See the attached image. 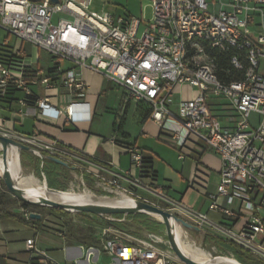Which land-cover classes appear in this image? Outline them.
Wrapping results in <instances>:
<instances>
[{
    "label": "built area",
    "instance_id": "1",
    "mask_svg": "<svg viewBox=\"0 0 264 264\" xmlns=\"http://www.w3.org/2000/svg\"><path fill=\"white\" fill-rule=\"evenodd\" d=\"M150 1L153 18L145 20L100 13L91 9L93 0H0V29L47 51L55 60L100 71L123 86L127 98L149 103L151 118L160 127V140L177 149L180 159L185 160L193 152L216 153L221 159L220 182L216 191L209 193L210 209L232 219L247 209L252 211L249 221L236 231L211 222L201 211L185 209V219L202 229L210 226L245 250L253 262L264 264V217L255 212L257 207H264V0ZM0 45L11 48L8 39ZM230 49L236 50L230 63L243 76L226 81L218 74L219 65L212 52ZM12 50L14 54L8 61L0 59L3 93L13 86L27 98L32 95L31 85L41 84L45 89L54 86L42 69L34 70L28 79L26 74L33 64L26 61L24 52ZM58 73L60 83L71 94L85 88L74 69ZM180 85L196 91L192 97H182L175 111L171 108L172 96ZM212 99L226 101L235 117L234 127L222 124L211 107ZM37 106L58 114L65 112L68 119L74 114V102L63 110L52 106L47 96L38 98ZM253 113L258 114L257 125L252 123ZM2 126L0 133L11 136ZM14 138L73 163L69 158L73 154L56 140L24 134ZM127 151L132 166L140 168L142 152L135 146H128ZM122 178L114 174L100 183L107 193L105 187L111 186L136 198L121 187ZM148 190L172 203L161 192L162 187ZM235 202L236 208L231 207ZM32 212L23 209L27 222H34ZM105 219L119 220L116 215ZM112 222L103 229L100 246H82L81 257L63 262L40 249L36 238L27 239L28 264H96L101 254L120 264H186L172 249L158 245L169 243L163 236L148 233L136 237ZM183 228L198 243L197 232ZM198 244L206 248L202 242ZM228 255L235 257L231 252Z\"/></svg>",
    "mask_w": 264,
    "mask_h": 264
},
{
    "label": "crops",
    "instance_id": "2",
    "mask_svg": "<svg viewBox=\"0 0 264 264\" xmlns=\"http://www.w3.org/2000/svg\"><path fill=\"white\" fill-rule=\"evenodd\" d=\"M24 44L34 48L31 44L17 38L10 41L12 49L21 50L27 55ZM40 61L41 58L37 57L36 63L27 72L28 79H31L34 70L42 69L46 74H49V70L57 66L60 72L74 69L84 80L86 86L82 91L71 94L60 83V75L53 72L51 74L58 77L54 86L45 89L41 84L31 85L32 95L30 97L26 98L25 93L20 89L6 94L0 90V124L3 125L2 127L6 132L14 137L24 134L37 136L45 141L56 140L59 146L73 154L72 157H69L73 161L70 164L71 167H65L48 159L42 161L40 157L23 151L21 155L22 168L29 179L31 178L40 187L44 186V181L41 179L43 177L53 188L67 190L72 187L74 190L85 188L87 191L84 196H88V194L93 193V190H102L101 181L113 178L114 174H119L123 177L121 179L122 188L131 192L136 198L159 206L160 203L157 202V199L160 198L148 188L162 187L161 192L172 202H165L167 203L166 206L162 207L176 214H181L184 218L187 217L185 209H194L190 203L193 195H196L201 204L194 211L205 212L208 218L211 212L217 214L219 221L214 223H223L239 231L249 221L252 211L247 209H243L237 219H232L210 209L209 193L216 191L220 182L221 159L216 153L211 150L204 153L193 152L188 158L182 160L178 156L177 149L174 148L177 159L181 161L179 164L181 174L187 182V189L183 193H179V198L174 197L171 195L172 184L174 183L168 179L169 177L164 180L161 178L160 164L162 160L168 161L170 166H174L175 163L166 153L163 154L160 151V148L163 147L159 138L160 127L151 118L150 104L127 98L125 88L100 71L89 67L80 68L66 60L57 61L58 64L56 65L52 57L46 67L41 66ZM195 91L196 89L189 86H178L177 91L172 96L171 108L175 111L178 110L182 97L174 99L176 95L181 93L183 97L189 98L195 94ZM44 96L49 97L52 106L63 110L68 104L74 102L72 118L68 119L65 112L58 114L52 109L41 110L37 106V100ZM25 99L26 102L24 103L23 100ZM210 103L222 124L234 127L235 117L232 116L226 101L212 99ZM128 146L137 147L142 154L145 152L153 155V177H142L141 167L132 166L131 155L127 151ZM2 170L0 167V176ZM165 175L169 176V174ZM9 195L8 199L11 200L9 205H0V208L22 214L24 217L23 209L25 208L21 203L22 201L11 194ZM236 206V202L231 205L233 208ZM29 209L41 214L42 218L34 219V222H27L17 216H0V264H28L30 253L27 251L26 240L30 238H36L40 249L45 250L61 262L81 257L82 246H100L102 236L97 240L94 237L80 239L72 235L69 231V225H67L69 215L48 208H46V212L33 208ZM255 212L264 217V207H257ZM88 215L93 216L92 214ZM116 216L124 217L125 222H115L113 223L115 226L124 230L129 229L136 235L139 234L135 231L143 233L144 230L149 229L151 222L147 220L152 219V216L145 214ZM105 224V227L111 225V223ZM203 230L205 233L197 232L195 235L199 238L202 237L205 243L207 238H213L219 243L224 240L228 241L210 226L205 225ZM159 235L167 240L165 233ZM189 238L192 243H197L191 236ZM158 245L164 250H171L169 243L160 242ZM206 245L211 250L215 248L219 253L224 252V249L216 243H206ZM199 253L202 258L206 257L214 264L229 263L228 259L223 257L212 259L215 257L212 251L202 246ZM222 254L228 255L229 253ZM106 262H109L108 264H120L117 259L103 254L98 257L96 264Z\"/></svg>",
    "mask_w": 264,
    "mask_h": 264
},
{
    "label": "rangeland",
    "instance_id": "3",
    "mask_svg": "<svg viewBox=\"0 0 264 264\" xmlns=\"http://www.w3.org/2000/svg\"><path fill=\"white\" fill-rule=\"evenodd\" d=\"M210 2L214 3L216 2L215 0H209ZM91 9L98 11L100 13L103 12H110L114 14L115 16H134L138 17L141 19L145 20H151L153 18V6L152 2L150 0H93ZM8 39L9 43L10 41H14V37L12 35L8 36V33L4 31L3 29H0V43L4 40ZM24 49L27 52L26 54V61L31 64H35L37 61V57L41 58L40 65L43 67H46L47 64H49V60L51 58L50 55L43 49H38V48H32L27 44H24ZM183 97V94L179 93L174 97V99H179ZM252 123L254 125H257L259 123L258 121V114L253 113L251 116ZM161 143H163V147L160 148V151L163 154H167L168 157L172 161H174V166L168 165V161L162 160L161 162V170H160V175L161 178L164 180L166 178L171 179L174 184H172V194L174 197L179 198L180 195L179 193H183L187 189V182L183 179V176L181 174V168H179L180 160L177 159V153L174 150L173 147L169 146L166 144L164 141L160 140ZM1 148V147H0ZM1 152V151H0ZM178 160V161H177ZM0 161H2V156L0 155ZM25 173V171H24ZM165 174H169V176H166ZM39 177V176H38ZM41 178V177H40ZM44 181V178H41ZM97 183V182H96ZM166 183V182H165ZM43 187V186H42ZM110 193H107L103 187L101 186L100 191H95L93 190V193L88 194V196H101V197H110L116 199V197L119 195L120 192H123L127 195L130 193H126L125 191L114 188L111 186L105 187ZM86 189L82 188L80 190H74L73 187L70 189L69 193H65L62 195H52L58 199L61 200H66V199H72L76 197H82L86 194ZM178 193V194H177ZM10 193L5 189L2 185V177L0 176V205L1 206H8L10 201L8 199V196ZM130 196V195H129ZM132 197V196H130ZM10 198V197H9ZM133 198V197H132ZM157 202L160 203V206H166L167 203H165L162 200H158ZM209 203V202H208ZM191 205L194 206L193 210L198 209L199 205L201 204L199 202V198H196V195H193V199L190 203ZM33 209H38L43 212H46V207H39V206H33ZM207 208V207H206ZM205 208V210H206ZM122 215V214H119ZM133 215V214H130ZM119 220L116 222H125L124 217H119L116 216ZM152 219H148L147 221L151 222L149 225L150 228L147 230H144V232H139L135 231L137 234L141 235H136L132 233L129 229H126L128 233H132V235L136 237H143L148 233H153L155 235L160 236L159 234H164V223L162 224V219L158 218L156 216H152ZM209 219L210 221L213 222H218L219 221V216L214 213H209ZM161 220V221H160ZM67 221L69 225V231L72 235L75 237H79L80 239H86V238H96L97 240L102 236V232L104 227L106 226L105 223H111L112 221L106 219L99 218L95 215H86V213H72V215L67 217ZM115 223V222H112ZM132 227V226H131ZM47 230V229H46ZM141 231V230H140ZM196 238V236H194ZM198 243L199 241L203 243V245L206 247V249L211 250L210 247H207L206 243H216L219 247H222L224 249V252L222 253H233L235 251H239L240 254H245L246 251L235 246L233 243L229 241H222L221 243L217 242L213 238H207V242L205 243L204 239L202 237H198ZM212 251V250H211ZM222 253H214V255H220ZM234 254V253H233ZM109 262H106L104 264H108ZM252 264H257V263H252Z\"/></svg>",
    "mask_w": 264,
    "mask_h": 264
},
{
    "label": "water",
    "instance_id": "4",
    "mask_svg": "<svg viewBox=\"0 0 264 264\" xmlns=\"http://www.w3.org/2000/svg\"><path fill=\"white\" fill-rule=\"evenodd\" d=\"M0 147V155L2 156L3 162V170L1 175L2 180L5 184L7 191L20 201L33 206L58 208L71 213H88L98 216L100 218H106L109 215L119 214H145L160 217L162 219V222L164 223V233L168 239L169 246L172 251L176 254V256L186 264H204L203 262L196 261L183 251L181 247V239L178 232L179 226H182L194 230L198 233H205L200 226L193 224L185 218L173 212H170L169 210L164 209L152 202L139 198L133 197V204L131 206L103 204L95 200L84 201L82 203H66L63 201L55 200L49 195H62L65 193H69L70 190L53 188L49 186L46 180H44V186L40 189L42 192L24 188L19 185L17 176L12 173V170L9 166L10 153L16 154L21 165V174L24 173L21 162V155L23 151H28L31 154L40 157L42 161L48 159L65 167H71L70 163L59 157L44 154L37 148H34L14 137L2 133H0ZM30 216L32 219L42 218V215L37 212H32ZM217 257L226 258L230 261H234L237 264H244L240 262L237 258L224 254L216 255L212 259H215Z\"/></svg>",
    "mask_w": 264,
    "mask_h": 264
},
{
    "label": "trees",
    "instance_id": "5",
    "mask_svg": "<svg viewBox=\"0 0 264 264\" xmlns=\"http://www.w3.org/2000/svg\"><path fill=\"white\" fill-rule=\"evenodd\" d=\"M235 52H236L235 49H230V50L224 51V52H218V51L212 52L213 55L216 56V59H217L218 65H219L218 74L222 79H224L226 81H229L231 79H240L243 76L242 71H237L236 69H234V67L230 63L231 56ZM13 54H14V51L10 47L0 45V59H2L4 62L8 61V59ZM54 61L56 62V65H57L58 60L54 59ZM27 72H29V70ZM53 72H56V74H59L58 73L59 69L57 66L51 68L49 70V74H48L49 77L51 78V80L55 83L57 81L58 77H55L57 75L51 74ZM26 77H29V76L26 74ZM13 90H17V88L13 87V86L8 87L4 94H6L7 92H10V91H13ZM153 173H154L153 172V155H151L150 153L144 152L142 154L141 176L142 177H153ZM2 185L6 189L3 180H2ZM21 203H22L23 207L26 209L33 207V205H30V204H27L24 202H21ZM48 209L58 211V212L63 213L65 215H69V216L72 215L71 212H67L65 210H61L58 208H48ZM0 216H17V217L25 220L22 214H17L15 212H12V211L7 210L5 208H0ZM231 243H233V242H231ZM86 244L89 245V243H86ZM234 245L237 246L236 244H234ZM233 253H234L235 258H237L240 262H242L244 264H252L253 263V261L251 260V258L249 257L247 252L243 255L240 254V252L238 250L233 252Z\"/></svg>",
    "mask_w": 264,
    "mask_h": 264
},
{
    "label": "bare ground",
    "instance_id": "6",
    "mask_svg": "<svg viewBox=\"0 0 264 264\" xmlns=\"http://www.w3.org/2000/svg\"><path fill=\"white\" fill-rule=\"evenodd\" d=\"M9 166L12 170V173L15 176H17L20 186L31 189V190H36L38 192H42L40 190L42 187L37 185L31 178L29 179L26 173H23V174L20 173L21 165L15 153H10ZM0 167L3 169L2 161H0ZM49 196L55 200L63 201L66 203H82L84 201L95 200L103 204H114V205H121V206H131L133 204V198L123 192H120L119 195L116 197V199L110 198V197H101V196H82V197H76L72 199L61 200L52 195H49ZM178 230H179L178 232H179V236H180L181 243H182L181 247L187 255H189L196 261L203 262L204 264H214L208 258L206 257L202 258L201 254L199 253L201 245L197 243H192L189 236L185 234L184 228L182 226H179ZM228 261H229L228 264H237L234 261H230V260Z\"/></svg>",
    "mask_w": 264,
    "mask_h": 264
}]
</instances>
